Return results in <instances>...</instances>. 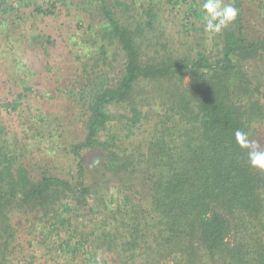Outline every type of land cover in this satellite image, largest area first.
Masks as SVG:
<instances>
[{"label": "trees", "instance_id": "obj_1", "mask_svg": "<svg viewBox=\"0 0 264 264\" xmlns=\"http://www.w3.org/2000/svg\"><path fill=\"white\" fill-rule=\"evenodd\" d=\"M241 1L230 2L238 15L209 45L199 36L203 9L190 7L198 37L188 52L163 42L153 0L135 27L122 0L77 2L90 18L84 43L97 46L66 92L81 129L63 139L67 130L54 134L49 114L28 109L10 136L0 119V264H37V251L41 264H264V171L250 167L234 137L240 129L264 150V30L249 31ZM22 4L28 9L0 0L4 54L32 32L33 17L57 9L54 1ZM17 96L7 101L16 114ZM47 135L55 145L47 154L65 149L71 171L29 159ZM102 184L118 195L92 196ZM14 214L33 229V253L17 240Z\"/></svg>", "mask_w": 264, "mask_h": 264}, {"label": "rangeland", "instance_id": "obj_2", "mask_svg": "<svg viewBox=\"0 0 264 264\" xmlns=\"http://www.w3.org/2000/svg\"><path fill=\"white\" fill-rule=\"evenodd\" d=\"M54 1L57 9L53 16L33 17L32 32L24 33L25 37L21 41H15V49L8 51L4 48L5 54L0 50V104H2L0 119L5 121L8 127L10 136H17V132L21 129L20 125L26 122L28 109L34 113L37 109L50 115L54 120V134L58 129L67 130L65 137H70L71 133L81 129L80 121L75 116H78L76 108L68 102L67 90L75 87V84L81 76V66L91 50L97 51V46L91 47L90 44H85V40L90 37L88 31V23L90 18L85 14L82 8L78 5L80 0H28L30 6L33 4L46 6L47 2ZM128 5L127 11H124L125 19L133 27L140 21L147 19L142 14L143 5L146 6L148 0H122ZM232 0H223L224 3H230ZM262 0H242L241 10L245 25L249 31L264 30V8L260 3ZM13 6L26 8V4H22L23 0H9ZM156 5V13L158 16L155 26L165 33L163 42L172 50L179 52L192 51L195 48V41L198 33L188 28V20L193 21L194 16L190 13V7L201 8L204 0H153ZM143 4V5H142ZM142 5V6H141ZM28 8H26L27 10ZM119 10V9H118ZM120 16V11H118ZM196 21V20H195ZM203 26L197 22V26ZM34 29V31H33ZM12 33V31H11ZM144 31V36H150ZM46 35L51 37L50 43H45ZM205 38L206 44H211L210 37L215 34L206 33L199 34ZM16 39V37H15ZM6 42L4 37V29L0 25V43ZM30 43L35 46L43 44L42 50L35 51L38 47H34L31 52ZM207 45V46H208ZM116 47V46H115ZM27 51V53H26ZM23 60L28 68L33 72L25 75L24 71L16 69L14 65L16 60ZM121 54L116 49V55L110 57L111 68L113 73L121 62ZM51 67V71L47 70ZM22 77L23 79L16 86L12 83L13 78ZM24 94L23 97L17 94ZM16 96L19 102H22L23 112L19 108L18 113L11 110L12 104L7 103ZM24 114L23 117H18ZM26 115V116H25ZM76 121V122H75ZM69 123V124H66ZM71 125V126H70ZM69 126L71 129L69 132ZM56 128V129H55ZM51 129L53 127L51 126ZM52 132V131H51ZM72 133V134H73ZM264 136V135H262ZM26 142V141H25ZM29 148L33 149V155L29 157L31 161L45 164V162L54 161V164L63 172H69L73 169L72 162L66 151H53L47 154V149L55 147L53 139L48 137V147L44 142H39L36 146ZM261 145V142L260 144ZM63 148V144L61 145ZM64 148L66 146L64 145ZM41 152V154H39ZM26 155V154H25ZM110 184V183H109ZM102 184L101 191L92 196H117L114 185ZM106 200V199H105ZM12 222L17 227V240L24 246L28 252L35 251L36 245L33 240L35 234L30 223L21 214H14ZM35 248V249H34ZM39 255L36 260L37 264H41L45 260V256L41 251H37ZM99 258V257H98ZM165 264V263H164Z\"/></svg>", "mask_w": 264, "mask_h": 264}, {"label": "clouds", "instance_id": "obj_3", "mask_svg": "<svg viewBox=\"0 0 264 264\" xmlns=\"http://www.w3.org/2000/svg\"><path fill=\"white\" fill-rule=\"evenodd\" d=\"M204 12V31L210 34H218L233 22L238 9L232 3H224L223 0H204L201 5ZM237 145L247 149V160L250 167L264 171V150L255 141L248 139V133L237 129L234 132Z\"/></svg>", "mask_w": 264, "mask_h": 264}]
</instances>
